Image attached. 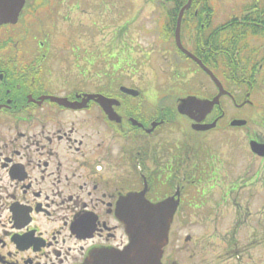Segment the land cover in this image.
<instances>
[{"label":"flooded vegetation","instance_id":"af4514ba","mask_svg":"<svg viewBox=\"0 0 264 264\" xmlns=\"http://www.w3.org/2000/svg\"><path fill=\"white\" fill-rule=\"evenodd\" d=\"M22 1L16 17L0 1V264H118L121 210L140 200L174 206L161 264H264V114L232 126L226 109L264 92V0ZM142 67L195 89L173 106L136 83ZM213 79L218 105L178 113L215 97ZM218 129L245 136L208 147Z\"/></svg>","mask_w":264,"mask_h":264},{"label":"water","instance_id":"95a60500","mask_svg":"<svg viewBox=\"0 0 264 264\" xmlns=\"http://www.w3.org/2000/svg\"><path fill=\"white\" fill-rule=\"evenodd\" d=\"M11 1L13 2V4H16L15 7H12L11 16L16 17L17 13L22 7L23 1ZM188 5L189 2L181 8L177 24H179L182 13L184 9L188 7ZM178 46L179 48H181L179 44ZM182 51L191 56L184 49H182ZM192 58L195 59L194 57ZM196 61L201 67L206 70V68L198 60ZM213 80L219 89V92L215 97L209 100L199 99L195 96H187L177 107L178 113L191 116V109L196 108V110L200 113L203 112L204 114H206L210 112L215 105H218L219 98L226 92L223 90L220 82L215 79ZM124 90L130 92V90L128 89ZM245 123V120L233 119L230 122V125L243 126ZM213 126L214 123L211 125H203L196 129L206 130ZM260 151L264 152V145L261 146ZM134 201L137 200L134 199ZM173 209L174 206L170 210L169 205L166 206V208H160L159 206L153 208L146 204L143 200H140V206L138 208L136 207L131 213H126L124 209H122L121 219L125 225V231L127 233L129 243L118 264H161V256L163 253V248L167 242V233L169 230ZM164 211H166L167 213L162 214V212Z\"/></svg>","mask_w":264,"mask_h":264},{"label":"rangeland","instance_id":"374dc122","mask_svg":"<svg viewBox=\"0 0 264 264\" xmlns=\"http://www.w3.org/2000/svg\"><path fill=\"white\" fill-rule=\"evenodd\" d=\"M146 10L145 8L143 9V11H141V16L146 14L144 11ZM61 13L63 15H66L68 13H66V11H61ZM88 18H90V15L88 14H80V18L79 20L82 21H88ZM60 19V17H59ZM76 22V21H75ZM58 25L60 26L59 28L62 29V32L58 38H56V40L62 41V40H66L67 39V35H69L71 33V29H69L70 27L68 26V24H64L62 22H59ZM68 33V34H67ZM83 35V39L84 40H89L91 42H99L101 40L102 35H100L98 32H87L85 31L84 33H81ZM81 35V37H82ZM94 45H92L93 47ZM156 62V61H155ZM154 62V66L158 67H165V63H163L161 60H158L156 63ZM145 71V68H141L140 72H139V76L138 78H136V83L140 86V87H145V88H154L156 91H160V90H171V96H170V101H171V105H175V101L177 98H181L182 95L180 93H175V90H182V93L184 94V92H186L187 90H191V89H195V85L197 83V81L194 80H175V79H167V78H162L160 72H158L157 76H142V71ZM158 70V69H157ZM159 71V70H158ZM206 83V82H205ZM236 83V82H235ZM238 84V83H236ZM238 89V87H237ZM247 89V88H246ZM243 90L242 92L246 91ZM241 92V93H242ZM240 92L238 93L239 95H237V99H242V94ZM159 94V93H158ZM251 101V105L244 107L242 109H235L234 107H232V104L228 103L226 104V109L228 111V117L229 118H234V119H244L246 121H260V117L263 116V112L264 111V92L262 93L261 91L257 90L256 92L254 91L252 94H250L249 98ZM244 130H233V131H229V132H223L222 130L218 129L212 132H209L207 135L204 136V139L207 143L208 147L213 146V143L218 139V138H223V137H232L233 139H235L236 141H240V139H242L245 134H244ZM175 136H179L178 132L176 130L173 131V137ZM218 141V140H217ZM224 142V141H222ZM225 143V142H224ZM220 147L224 148L227 147L226 144H222L220 145ZM243 169H237L236 170V176H240L242 175ZM230 214H226L225 219H222L220 221V225H219V229H220V234H222L223 232L228 231V229L230 228L231 225L230 224ZM226 257V256H225Z\"/></svg>","mask_w":264,"mask_h":264},{"label":"trees","instance_id":"16d2710c","mask_svg":"<svg viewBox=\"0 0 264 264\" xmlns=\"http://www.w3.org/2000/svg\"><path fill=\"white\" fill-rule=\"evenodd\" d=\"M237 83H240V82H237ZM176 92L175 93H179L180 91L179 90H175ZM182 91V90H181ZM188 91V90H187Z\"/></svg>","mask_w":264,"mask_h":264}]
</instances>
